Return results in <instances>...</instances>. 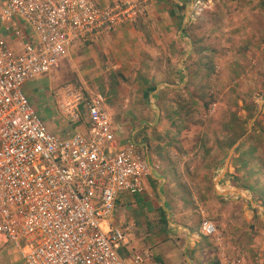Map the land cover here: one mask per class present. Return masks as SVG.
I'll return each mask as SVG.
<instances>
[{
  "label": "crops",
  "instance_id": "0c3cea01",
  "mask_svg": "<svg viewBox=\"0 0 264 264\" xmlns=\"http://www.w3.org/2000/svg\"><path fill=\"white\" fill-rule=\"evenodd\" d=\"M96 1L106 5L117 0ZM2 2L3 6L4 1L0 0V4ZM195 4L196 0L148 3L145 15L109 32L94 33L87 42L71 47L56 64L63 63L62 74L69 67L78 66L73 81L89 90L88 94L107 96L105 109L110 120H152L146 123L153 127V133L148 131L142 137L144 142L140 140L139 143L133 137L128 138L136 129L122 138L113 125L117 148L129 144L137 148L144 146L159 158L160 167L153 168L146 177L143 192L120 194L109 218L113 226L127 236L120 249L121 256L125 257L132 247L139 246L150 255L146 264H212L209 259L213 255L210 258L202 256L208 247L201 245L198 249L202 238L209 237L200 231L199 212L206 209L211 219L218 221L221 216L226 220L234 203L240 202L243 209L244 202L248 203L252 214L245 213L241 207L235 209L236 219L233 220L238 227L242 216L248 222L255 210L257 213L264 211L253 204L251 194H244L249 190L237 175L238 155L232 156L236 144L228 152V146L223 149L214 145L210 128L194 126L195 111L190 108L195 98L180 94L193 72L188 59L192 42L184 32L192 20ZM263 6L264 0H219L223 10L219 17L220 31L224 33L220 46L242 52L244 58L236 67L238 72L242 63L256 53L257 42L252 41V36H264V17L259 11ZM234 13L236 20L228 17ZM206 19L205 16L204 23H210ZM209 30L210 34V24ZM0 36L11 49L20 51L34 34L24 20L16 18L9 29L0 22ZM93 79L99 80L100 91L95 85L91 86ZM27 82L21 89L31 102L33 90H26ZM112 87L115 89L111 91ZM72 88L68 83L64 85L66 97L67 89ZM163 90L171 92L173 103L176 102L171 110L165 111L155 105ZM81 112L77 122L69 121L65 135L76 132L90 137V125L83 107ZM165 123L168 124L163 125ZM212 150L219 154L211 155ZM260 233L263 235L260 247L264 251V230Z\"/></svg>",
  "mask_w": 264,
  "mask_h": 264
},
{
  "label": "built area",
  "instance_id": "2783aa9c",
  "mask_svg": "<svg viewBox=\"0 0 264 264\" xmlns=\"http://www.w3.org/2000/svg\"><path fill=\"white\" fill-rule=\"evenodd\" d=\"M3 1L5 28L21 18L34 36L20 51L0 36V239L13 242L25 264H146L150 255L139 246L121 256L127 238L109 218L120 194L143 192L158 161L133 144L116 147L100 95L82 104L90 137L76 132L59 137L49 132L21 86L49 72L94 33L135 20L155 0L106 5L96 0ZM67 94L75 123L82 97L69 89ZM200 231L219 241L210 219H202Z\"/></svg>",
  "mask_w": 264,
  "mask_h": 264
},
{
  "label": "rangeland",
  "instance_id": "374dc122",
  "mask_svg": "<svg viewBox=\"0 0 264 264\" xmlns=\"http://www.w3.org/2000/svg\"><path fill=\"white\" fill-rule=\"evenodd\" d=\"M2 4L3 2L0 4V13L1 7H3ZM195 5L192 20L187 24L184 32L189 34L192 42V53L188 54V59L192 63L190 66L193 72L191 73L192 76H189V84H185L180 90L181 95L195 98V103L190 108L195 111L194 126L210 128L212 143L218 147L219 145L222 146L223 149H227L228 137L238 135L241 132L248 134L253 128L259 136L258 146L264 153V138L261 134V131L264 132V36H252V41L257 42L256 53L250 56L245 61L246 63H242V68L238 72L239 69H236V67L240 64L239 61L242 62L244 58L242 52H236L231 48L224 49L220 46L224 33L220 31L219 17L223 10L219 7V0H196ZM210 5H212L211 8ZM259 11L264 17V6L260 7ZM145 14L146 12L141 16ZM205 16L207 22L210 23H204ZM210 16L213 17L210 19ZM228 17L236 20L237 15L234 13V15L231 14ZM209 24L212 28L210 34ZM210 35L211 37H209ZM62 66L63 63L61 62L52 67L46 74L31 79L26 84V90H33L30 104L49 132L59 137H65L64 132L70 126L71 98L68 97V94L66 97L64 85L66 83L72 85L73 88L69 90L80 94L82 97L78 105L80 113H83L81 112L83 102L88 100L90 96H94V94H88L89 90L83 89L84 87L80 83L73 81L76 74H78V66L69 67L65 74L61 72ZM185 75L188 77L186 73ZM170 78L169 74L168 79ZM94 85L100 91L102 86H100L98 79L92 80L91 86ZM109 89L112 91L115 88ZM100 96L105 105L107 96H104V94ZM172 99V93H165L163 90L162 95L157 97L155 105L165 111L168 108L171 110L176 104V102L173 103ZM62 105L63 107H61ZM256 110L258 112L254 114ZM250 114L252 117H250ZM110 121L111 124L113 122L112 127L114 125L119 130L122 138L136 129L133 136L129 135L128 138L133 137L138 143L140 140L144 142L142 140L144 134H148L150 130L152 134L154 130L152 126L147 125L152 121L151 119L113 120L111 118ZM167 121L170 123V120ZM117 130L116 134L118 133ZM138 150L151 157L154 162L158 161L160 167V160L155 154L151 155L148 152L149 150H145L144 146H139ZM261 150L260 154H262ZM214 154H219V152L212 150L211 155ZM252 171H255L254 167ZM243 174L244 169L237 171V175L242 180L240 183L246 186L247 183L243 180ZM244 194L249 196L251 194L250 199L253 204L259 205L260 209L264 210V196L263 198L261 196L255 197L256 194L253 190H249ZM244 204L243 209L240 202L234 203L233 209L230 208V211H228L229 218L227 217L225 220L220 216L219 222L216 219H211L206 209L199 212L200 222L203 218L210 219L215 223L220 234L218 235L219 241L216 240V236L207 237L210 245L206 254H202V256L210 258L213 255V258L211 256L209 259L210 263L264 264V251L260 247L261 237L263 236L260 232L264 230V216H262L264 211L257 213L258 210H255L256 219L254 220L252 216L248 222L242 216L238 220L240 224L236 227L233 220L236 219V208L239 210V207H241L245 213L252 214L248 203L244 202ZM259 218L260 221H258ZM260 258L263 260L260 261ZM23 262L24 260L15 244L6 237H2L0 239V264H23Z\"/></svg>",
  "mask_w": 264,
  "mask_h": 264
},
{
  "label": "trees",
  "instance_id": "16d2710c",
  "mask_svg": "<svg viewBox=\"0 0 264 264\" xmlns=\"http://www.w3.org/2000/svg\"><path fill=\"white\" fill-rule=\"evenodd\" d=\"M134 21V20H133ZM256 110L254 112L257 113ZM250 113V112H249ZM253 114V116H254ZM250 117L252 115L250 114ZM255 129L252 128V130L247 134L245 132H241L238 135L228 137L227 139V152L228 150L236 144L234 147L233 152L237 153V168L236 170H243V180L247 183L245 187L249 190H253L255 192V197L261 196L263 198L264 196V153L261 150L260 146H258L259 136L255 133ZM262 136L264 138V132L261 131ZM240 140V141H239ZM237 141H239L237 143ZM260 150L261 153L260 154ZM232 152V155H233ZM253 167L255 168V171H252ZM254 197V198H255ZM257 214L254 213L253 218L256 219ZM253 225H255L253 223ZM202 245V248L204 246H209L210 242L208 241V238L203 237L201 243L198 246V249ZM201 248V249H202ZM200 250V249H199Z\"/></svg>",
  "mask_w": 264,
  "mask_h": 264
}]
</instances>
